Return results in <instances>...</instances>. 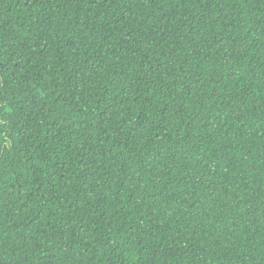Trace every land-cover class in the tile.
Wrapping results in <instances>:
<instances>
[{
    "label": "trees",
    "instance_id": "1",
    "mask_svg": "<svg viewBox=\"0 0 264 264\" xmlns=\"http://www.w3.org/2000/svg\"><path fill=\"white\" fill-rule=\"evenodd\" d=\"M0 264H264V0H0Z\"/></svg>",
    "mask_w": 264,
    "mask_h": 264
}]
</instances>
